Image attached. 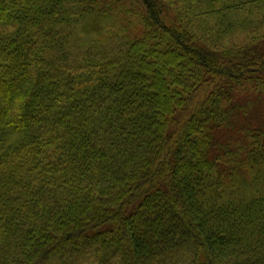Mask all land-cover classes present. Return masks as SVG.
<instances>
[{
  "label": "trees",
  "instance_id": "1",
  "mask_svg": "<svg viewBox=\"0 0 264 264\" xmlns=\"http://www.w3.org/2000/svg\"><path fill=\"white\" fill-rule=\"evenodd\" d=\"M0 264H264V0H0Z\"/></svg>",
  "mask_w": 264,
  "mask_h": 264
}]
</instances>
